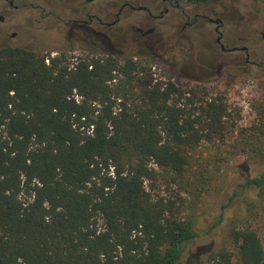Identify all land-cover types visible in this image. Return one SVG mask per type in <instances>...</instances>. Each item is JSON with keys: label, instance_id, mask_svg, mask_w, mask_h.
I'll return each instance as SVG.
<instances>
[{"label": "trees", "instance_id": "obj_1", "mask_svg": "<svg viewBox=\"0 0 264 264\" xmlns=\"http://www.w3.org/2000/svg\"><path fill=\"white\" fill-rule=\"evenodd\" d=\"M230 113L220 96L155 82L133 57L71 67L65 55L0 47V264H181L194 221L145 183L156 168L184 174ZM237 141L260 153L264 108ZM249 186L264 200V173ZM230 237L239 258L219 249L210 264H264V236Z\"/></svg>", "mask_w": 264, "mask_h": 264}, {"label": "rangeland", "instance_id": "obj_2", "mask_svg": "<svg viewBox=\"0 0 264 264\" xmlns=\"http://www.w3.org/2000/svg\"><path fill=\"white\" fill-rule=\"evenodd\" d=\"M13 1L21 6L19 10L8 8L3 12L0 8V15L5 17L0 23V46H23L51 58L65 55L71 67L81 59L133 57L149 63L155 82L172 81L207 98L224 99L232 116L224 119L222 134L193 151L191 164L181 176L156 168L155 178L145 183L155 199L172 203L178 218L194 221L198 237L186 245L181 264H210L208 258L219 249L228 250L237 260L240 250L230 237L232 228L255 230L263 238L264 200L255 188H245V184L248 178L264 173V147L254 153L243 142L238 146L237 140L243 138L258 110L264 108V67H239L235 55H222L216 46L215 26L201 20L184 30L185 21L172 26L174 22L167 16L145 25L144 29L157 26L158 32L143 40L132 25L142 22L144 15L126 10L119 25L103 29L101 43L95 41L89 29L75 28L70 22L86 20V13H94L98 7L117 14L125 2L150 8L158 7L162 0H98L92 4L86 0ZM180 6L192 21L198 14L221 19L222 42L247 47L251 61L264 62V0L181 2ZM245 99L250 103L251 115L244 113ZM242 147L247 151H241Z\"/></svg>", "mask_w": 264, "mask_h": 264}, {"label": "flooded vegetation", "instance_id": "obj_3", "mask_svg": "<svg viewBox=\"0 0 264 264\" xmlns=\"http://www.w3.org/2000/svg\"><path fill=\"white\" fill-rule=\"evenodd\" d=\"M97 1L98 0L91 2V4ZM20 7L21 6L15 5L13 0H0V8L3 12H6L8 8L9 10L13 9L17 11L20 9ZM180 7V3L173 0H162V3L159 4L158 7L152 6L150 8L145 5L136 6L130 2H125L122 4L117 14H114L109 9L103 10L101 7H98L96 8L94 13H86V20L74 19L70 22L75 28L82 27L89 29L90 33L93 34L92 36H94L95 41L101 43L102 37L104 35L103 29H112L119 25L121 23V18L124 16L123 14L126 10H130L131 13H142L144 15L142 22H136L132 25V30L140 37V39L143 40L158 32L157 26H153L149 29H144V26L163 21L167 16H170V21H172V23L174 22L172 26H178V23H180V21H185L183 25L184 30L197 25L201 20L215 26V33L218 35V38L216 39V46L220 48V53L222 55H235L233 58L235 59L234 61L239 65V67L244 68L247 64L260 68L264 67V62L257 63L250 60L249 50L247 47L230 46L222 42V40L224 39V34L220 32V29L224 27V23L221 19H213L206 15L198 14L194 16V20L192 21L190 19V16H188L185 11L181 10ZM162 8H164L163 11H161ZM159 9V14H155V11H158ZM172 11H175V13L173 14ZM0 16L3 18V21H0V23H4L5 17L3 15ZM112 18L115 19L112 21ZM12 37H16V34H14ZM243 53L246 55L245 58L242 57ZM225 63L226 62L224 61L223 64Z\"/></svg>", "mask_w": 264, "mask_h": 264}, {"label": "built area", "instance_id": "obj_4", "mask_svg": "<svg viewBox=\"0 0 264 264\" xmlns=\"http://www.w3.org/2000/svg\"><path fill=\"white\" fill-rule=\"evenodd\" d=\"M243 92H245V91H243ZM255 95V91H253V94H252V97ZM243 110H244V113L245 114H248V115H251V112H249V110H250V103L249 102H247V99H245L244 101H243Z\"/></svg>", "mask_w": 264, "mask_h": 264}, {"label": "water", "instance_id": "obj_5", "mask_svg": "<svg viewBox=\"0 0 264 264\" xmlns=\"http://www.w3.org/2000/svg\"><path fill=\"white\" fill-rule=\"evenodd\" d=\"M94 1H96V0H86V2H88V3H91V2H94ZM0 21H3V18L0 16Z\"/></svg>", "mask_w": 264, "mask_h": 264}]
</instances>
